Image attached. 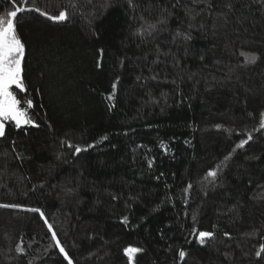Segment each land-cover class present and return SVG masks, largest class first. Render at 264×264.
<instances>
[{
  "label": "trees",
  "instance_id": "trees-1",
  "mask_svg": "<svg viewBox=\"0 0 264 264\" xmlns=\"http://www.w3.org/2000/svg\"><path fill=\"white\" fill-rule=\"evenodd\" d=\"M17 6L33 123L0 136V264H68L52 231L73 264H264V0Z\"/></svg>",
  "mask_w": 264,
  "mask_h": 264
},
{
  "label": "snow or ice",
  "instance_id": "snow-or-ice-1",
  "mask_svg": "<svg viewBox=\"0 0 264 264\" xmlns=\"http://www.w3.org/2000/svg\"><path fill=\"white\" fill-rule=\"evenodd\" d=\"M12 5V10L7 11L4 15L0 16V136L5 135V122L13 121L16 127H20L22 124H30L33 123L27 114V108H31L33 102L31 99L25 100L23 103L26 105L25 108L21 107V100L17 99L16 94L12 91L13 86L15 88L20 89L21 91L25 90V84L22 77L23 69V61L25 57V45L19 38L17 34V22L18 15L24 12H40L39 8H29V7H20L17 6V0H9ZM25 4H27L28 0H23ZM131 3V0H129ZM41 15L47 16L49 19L54 21H63L67 19V12L60 11L58 15L49 16L47 12H42ZM150 27H154V25H150ZM141 34L143 32L141 31ZM252 60H255V57H251ZM116 85L113 84V90L115 91ZM114 94V93H113ZM112 99L110 95L108 97ZM260 127L264 128V112L260 113ZM38 126V125H37ZM107 139V137H104ZM252 139L251 133L248 134L247 140H241L237 147H243L248 143L249 140ZM69 148L74 149V154H79L86 149H82L79 145H68ZM92 147V145H89ZM231 155V153L229 154ZM229 157L225 156V160ZM219 168V165L217 166ZM208 177L215 178L217 176V169H210L207 172ZM191 187V185H189ZM13 207H17V205H13ZM34 212H39L43 217L44 213L40 212V209H30ZM125 222H127V218H124ZM45 223L47 224L49 230H52V225L48 224L47 219L45 218ZM228 235V233H225ZM213 233L207 231L199 232V241L201 244L205 243V238H212ZM52 239L56 242V246L59 248V252L63 254L64 258L67 259L68 264H73L71 257H69L65 248L61 245L59 239L57 238V234L55 231H52ZM261 251H264V244L260 245ZM17 250L23 252L24 249L17 246ZM124 254L128 257L129 264H134L135 254L143 251L140 248L136 247H126L124 250ZM261 252H257L256 255L259 256ZM186 253L183 250H180L179 256L180 258H184Z\"/></svg>",
  "mask_w": 264,
  "mask_h": 264
},
{
  "label": "rangeland",
  "instance_id": "rangeland-1",
  "mask_svg": "<svg viewBox=\"0 0 264 264\" xmlns=\"http://www.w3.org/2000/svg\"><path fill=\"white\" fill-rule=\"evenodd\" d=\"M5 124H6V122H5ZM22 125H24V124H22Z\"/></svg>",
  "mask_w": 264,
  "mask_h": 264
}]
</instances>
